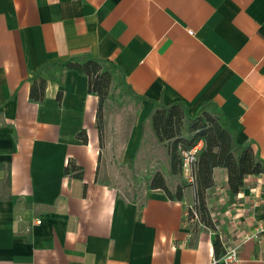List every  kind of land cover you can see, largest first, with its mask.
<instances>
[{"label":"crops","instance_id":"obj_1","mask_svg":"<svg viewBox=\"0 0 264 264\" xmlns=\"http://www.w3.org/2000/svg\"><path fill=\"white\" fill-rule=\"evenodd\" d=\"M73 56L113 62L137 102L129 121L108 117L105 148L85 76L59 71L42 102L29 99L33 72ZM174 102L189 117L214 103L264 159V0H0V264H216L214 233L188 225L192 185L180 200L146 188L126 201L108 177L112 158L157 162L149 117ZM213 180L206 200L223 232L264 217V174L232 201L227 170ZM239 257L264 264V247L248 240Z\"/></svg>","mask_w":264,"mask_h":264},{"label":"trees","instance_id":"obj_2","mask_svg":"<svg viewBox=\"0 0 264 264\" xmlns=\"http://www.w3.org/2000/svg\"><path fill=\"white\" fill-rule=\"evenodd\" d=\"M62 70H75L87 78V91L98 97L96 110V128L102 146L103 124L102 104L108 96L118 67L107 59L90 56H73L63 62H48L41 65L28 79L29 99L40 103L45 96L47 83L55 80V74ZM119 80L127 92L132 93L124 77ZM60 99V94L57 96ZM210 110L201 109L193 117H189L187 106L183 102H174L170 105L155 103L150 114V125L156 141L161 144L169 158V175L174 178L182 177V151L189 150L197 142L202 146L197 152L193 176V183L181 181L174 191H171L165 177L155 172L148 184V189L162 190L168 198L180 200L184 189L192 185L194 189L193 209L199 222L213 228L209 209L206 203V192L214 185L213 169L223 167L227 170V194L229 200L242 190L247 175L264 174V159L259 158L249 145H240L235 135L228 128L226 119L214 103H206ZM82 142L87 137L84 131L79 133ZM76 167L70 164L67 171L70 173ZM75 176H80L77 173ZM188 211V210H187ZM215 260L222 252L221 241L217 234L213 237ZM216 264H221L216 262Z\"/></svg>","mask_w":264,"mask_h":264},{"label":"rangeland","instance_id":"obj_3","mask_svg":"<svg viewBox=\"0 0 264 264\" xmlns=\"http://www.w3.org/2000/svg\"><path fill=\"white\" fill-rule=\"evenodd\" d=\"M118 74H115V78L112 82L110 91L108 93V96L103 101L102 104V124H103V138H102V148H105L106 146V139L108 137V131L111 130V125H108V117L112 116V114L119 115V118L123 116V120L129 121L133 115L134 112L137 110V102L131 97L130 93L127 92V90L124 88L123 84L118 78ZM204 109V110H210L209 106H206V104H202L198 111ZM121 119V120H122ZM153 157L157 159V162L155 164H135L131 167L129 170L124 165H121L119 162L114 161L113 158L109 160V169H112L114 171V177H111L108 175L110 181H114L116 186L119 187L121 190V196L126 201H135V200H141L143 194L142 191L146 188H148V184L150 182V179L154 175L155 172H160L163 174L164 177L167 178L168 185L171 188V191H174L176 186L181 183V181H184L183 177L174 178L169 175V158L167 155V152L164 149H159L153 151ZM167 155V156H166ZM106 157V156H105ZM108 157L110 159V155L108 153ZM165 178V179H166ZM187 187V186H186ZM194 202V200H193ZM193 202L189 204L188 206V225L192 229L197 228H205L209 229L213 235L217 233H221L222 236L225 238V241L229 240H235L237 237V232L235 226L230 224L233 228L231 229L230 233L223 232L221 229H219V218L215 215L212 216L210 213V208L207 204V207L209 209L211 221L213 223V228L205 226L203 223L199 222L198 216L193 209ZM207 203V200H206ZM195 213V214H194Z\"/></svg>","mask_w":264,"mask_h":264},{"label":"built area","instance_id":"obj_4","mask_svg":"<svg viewBox=\"0 0 264 264\" xmlns=\"http://www.w3.org/2000/svg\"><path fill=\"white\" fill-rule=\"evenodd\" d=\"M202 142L199 141L192 148L182 151V172L188 183H193V169L197 158V152L200 150ZM195 214V213H194ZM253 240L264 247V217L257 220L251 230L237 229L235 240L221 242L222 252L220 257L214 262L221 264H241L239 257V248L248 241Z\"/></svg>","mask_w":264,"mask_h":264}]
</instances>
